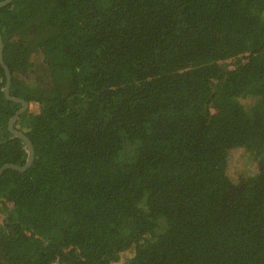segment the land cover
<instances>
[{
	"label": "trees",
	"instance_id": "trees-1",
	"mask_svg": "<svg viewBox=\"0 0 264 264\" xmlns=\"http://www.w3.org/2000/svg\"><path fill=\"white\" fill-rule=\"evenodd\" d=\"M0 38L34 148L0 175V264H264V0H12Z\"/></svg>",
	"mask_w": 264,
	"mask_h": 264
},
{
	"label": "water",
	"instance_id": "water-1",
	"mask_svg": "<svg viewBox=\"0 0 264 264\" xmlns=\"http://www.w3.org/2000/svg\"><path fill=\"white\" fill-rule=\"evenodd\" d=\"M11 1L12 0H3V1H1L0 2V8L2 6H4V5H6L7 3L11 2ZM0 66L3 68L4 73H5V77H6V83H5V88H4L5 97L7 99L13 100L14 102L20 103L22 105L21 108L18 109L11 116V118L8 121L7 127H8L9 132L12 135H14L15 137L20 138L23 141V143L25 144V146L27 148V152H28L26 162H25V164L23 166H18L16 164H11V163L4 164V165H2L0 167V175H1V173L7 168L16 169L18 171H24L25 169L30 167L32 162H33V159H34V148H33V145L31 143V141L29 140V138L25 134H23L20 131L15 130L13 128V125L16 122L17 118L19 117V115L21 113H23L27 109L28 104H27V102L24 99H21L19 97H14V96H11L9 94V88H10V83H11V74H10V71H9L7 65L5 64V62L3 60V43L1 41V38H0Z\"/></svg>",
	"mask_w": 264,
	"mask_h": 264
},
{
	"label": "rangeland",
	"instance_id": "rangeland-1",
	"mask_svg": "<svg viewBox=\"0 0 264 264\" xmlns=\"http://www.w3.org/2000/svg\"><path fill=\"white\" fill-rule=\"evenodd\" d=\"M244 165H245L244 157H241L237 153L232 155V167L234 169L232 172H235L236 170L240 169ZM231 176L232 178H234L235 174L233 173Z\"/></svg>",
	"mask_w": 264,
	"mask_h": 264
}]
</instances>
